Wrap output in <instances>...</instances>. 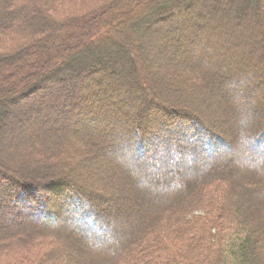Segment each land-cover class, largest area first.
Listing matches in <instances>:
<instances>
[{
	"label": "trees",
	"instance_id": "16d2710c",
	"mask_svg": "<svg viewBox=\"0 0 264 264\" xmlns=\"http://www.w3.org/2000/svg\"><path fill=\"white\" fill-rule=\"evenodd\" d=\"M192 17L196 30L187 27ZM262 57L264 0H0V252L35 256L38 264H128L148 249L163 264H264V158L244 150L243 157L202 159L160 180L126 163L119 167L124 184L101 181L102 194L71 171L105 167L110 154L119 155L124 134L143 147L165 142L170 152L175 145L181 156L191 152L176 143L183 135L231 149L256 130L252 138L260 141L264 100L258 106L254 99L263 80L241 95L235 74L249 73ZM217 79L222 87L215 89ZM202 87L225 101V114L237 97L242 119L230 140L181 95ZM33 97L41 114L29 111L37 106ZM178 110L175 124L164 125ZM157 111L167 114L163 122L153 121ZM104 118L113 127L96 132ZM75 123L90 124L91 138ZM12 130L19 136H9ZM105 191L121 194L119 224Z\"/></svg>",
	"mask_w": 264,
	"mask_h": 264
},
{
	"label": "rangeland",
	"instance_id": "374dc122",
	"mask_svg": "<svg viewBox=\"0 0 264 264\" xmlns=\"http://www.w3.org/2000/svg\"><path fill=\"white\" fill-rule=\"evenodd\" d=\"M224 14H226V13H222V17L224 18V20H227L228 16L224 17ZM107 17H110V15H107ZM194 29L196 30V27H194ZM208 31L209 30H207V28H205V31L203 30L202 32L206 36ZM214 39L216 40V38H213V40H211V41H215ZM214 43H216V42H214ZM253 57L254 58H252V59L248 57V59L254 60L256 55H253ZM200 60H202V57L200 58ZM202 61H201V63H202ZM263 65H264V57H262V61H261V63L258 64V66H254L253 68H251V71L249 73L245 72L242 74V72H240L238 74H235V76H239L238 83H235V84L238 87H241V91L243 90L242 91L243 93L240 91L241 95L242 94H248V92L250 90L249 87L252 88L256 82L263 80L262 87L260 88V90L257 91L258 97H256L257 99H254L256 102H258V103H256L258 106L264 100V96H263V92H264V67H263ZM244 74H246V75H244ZM9 76L12 77V75H9ZM9 76H5L4 79L10 80ZM247 76H248V78H247ZM0 80H2V79H0ZM220 81H221V79H217L216 81H213V88H215V89L221 88L222 84L220 83ZM230 83H232V82H230ZM230 85L233 86V83ZM168 89H169V87H168ZM109 92H111V91H109ZM138 92H139V90H136L135 94L137 95ZM181 95L186 96V98L189 101L193 102V106H194L193 108L195 110H197L198 112H201L202 115L200 114V116L203 117V119L208 123V125L214 129V132L217 131V133L221 134L224 138H226L227 140H230V135H228V132H231L232 130L237 129L238 128L237 126L240 125L237 122H240V119H242V113L240 111L238 113H235L236 112L235 107L237 106V102H238L237 97L235 98V100L232 101V103L234 102V104H233L234 110L231 112V109H229L228 112H226V114H225L224 111H226V109H227L225 107L226 103H224L225 102L224 100H221L219 98L217 93L216 94L208 93L202 87V88L196 89V91H189L188 90L187 92L181 93ZM115 98L119 99V94L116 92L114 93V99ZM132 99H133V97H132ZM224 99H225V97H224ZM239 103H240V101H239ZM103 104L104 105H101L102 107L108 106L105 103H103ZM125 105H128V104H125ZM101 109H103V108H101ZM124 109H127V107L124 106ZM37 110H39V109L37 108ZM117 110H118V108L116 107L115 112ZM179 110H181V109H179ZM179 110L177 112H174L173 114H171L170 117L168 116L169 117L168 120H170L174 115H176V116L180 115L181 116L182 114H179ZM110 111L114 112L113 110H110ZM42 112H43V110H40V112L37 114H41ZM111 112H110V116L113 115V114H111ZM156 114H157L156 119H153V121L156 120V122H157V120H162V122H163L167 116V114H165L164 111L163 112L157 111ZM90 115L95 116L93 112H91ZM122 116H124V117L126 116L125 111H124V114L122 113ZM162 122L159 121L160 126L163 123L166 126L170 125L169 127H171L172 124H175V121L172 122L171 120L163 122V123ZM235 123H237V124H235ZM249 123H251V122H249ZM66 124H67V122H66ZM74 125H76L75 126L76 130L79 129L78 130V131H80L79 134H85L86 133L89 139L93 135L92 130L88 126L90 124L85 126V125L80 124V123H75ZM10 126L13 127L12 125H10ZM96 126H98L96 129V132L99 130L102 133V130L106 131L108 129H111V127H113V122L111 121L110 118H109V120L104 118L101 121V123L99 125H96ZM166 126H164V127H166ZM33 128H32V126L28 127L27 130H25V133L30 132L31 129H33ZM68 129H69L68 131H70V132L72 131L71 128H68ZM258 132L255 130V132L253 134L251 132V130H249L247 137L243 136L241 142L233 143L231 141L232 142L231 149H227V147H225L224 145H221V144L217 145L216 147H213L212 145L217 143L216 140H212V142L210 143L211 145H209L210 147H208V144L204 143V141L202 139H198V142H195L194 144H192L187 139V137L185 135L179 136L178 142H176V143L179 145H182L185 149H190V151H191V152H189L185 155H182V156L180 155V152L177 151V147L175 145L172 146L170 152L164 146L165 142L161 143V146H157V147H155L156 146L155 143H153L152 144L153 146L150 148L143 147V144L141 145L138 142V138H135L134 140H133V138H131L132 140L127 139L125 137L127 135L124 134V138L122 139L123 141H122V145H121L119 155H118V152L117 153L113 152L112 154H110L111 158L106 161L107 163L105 164L106 165L105 167L102 166V168L99 167L98 169H94L92 167V165H75L73 170L71 167V171L73 172V174H76L79 178H81L82 181L89 179L92 182L93 186L95 188H97V190H98L97 192L102 194L103 193L102 190L99 191L100 187H101V181L105 182L106 180H110V182H112L114 186H116V185L120 186L121 184H124V181H121L122 175L120 173L121 170L119 167H122V165L123 166L127 165L126 163H128L130 165H136V166H138L137 168H140L141 170H142L141 167L145 166L146 171L151 174V179L154 178V179L160 180V177L161 178H169L171 176L174 177L175 176L173 174L174 172H175V174H180L179 172L181 170H182V172H186L187 170H190L195 165H198V162L202 159L210 160L213 157L218 158V159H225V158L232 156V155H235V154L243 157V155H241L240 152H243L244 150H247L248 152H250L249 155L250 156L253 155L256 160L259 158H264V137H262V139L260 141L257 140L258 142L257 141L254 142V140L257 138H252L254 135H259L260 133H258ZM16 133L17 132L12 130L10 132L9 136H11V137H14L15 135L19 136ZM89 133H90V136H89ZM111 136L113 138V135H111ZM235 138L240 139V137H237V136H235ZM207 139H209V137H207ZM127 140H128V142H127ZM190 140H192V139H190ZM251 140H253L254 146L250 145L249 141H251ZM150 143H151V141H150ZM140 145H141V147H139ZM194 145H195V149L197 150L196 156H195L194 150L192 148V147H194ZM1 151H3V150H1ZM4 151L8 152L7 149ZM174 151H177V153H175ZM173 152L177 157H175V156L172 157L171 153H173ZM19 154H22V153H19ZM16 155L17 154H13V157H16ZM22 155H24V154H22ZM187 156H188V158H187ZM146 159H148V160L145 162ZM97 163L94 162L93 164L94 165H103V164H99V163L97 164ZM186 165H188V166H186ZM62 178L66 179L65 176H63ZM68 185L71 186L72 184L68 183ZM149 187L150 188L157 187V184L154 186V183H152V184H150ZM57 191H59V190H57ZM105 192L108 193V195L112 196V198H113L112 200L109 199L111 202V205L107 203V206H108V210L111 211V213L113 215V222H116L117 224H119L122 221V215L120 216V214L117 213L118 211H120V212L122 211L120 209V205L122 203V197H120L121 194H119V192H117V191H115L114 193H111V194H110L111 191L110 192L105 191ZM114 195H115V197H114ZM51 196L53 197V202H54V200H56L55 196L53 194H51ZM143 198H142V200H143ZM74 199L75 198L72 197L68 201H74ZM80 199H78L79 202L85 200L83 197L81 200ZM118 207H119V209H118ZM89 208L92 211V218L90 220H93L94 218H96L95 212L91 207H89ZM104 209H106V208H104ZM206 209L207 208H205V210ZM15 210L19 211V209H15ZM64 210L65 209H63V211ZM114 211H117V212H114ZM206 214H207L206 211H199L198 212V215L202 216V218H207ZM21 217L25 218V216H21ZM21 217L17 216V218H21ZM61 219H60V221H61ZM60 221H59V223H60ZM30 222L35 224V225L41 224V220H39L36 217H32L30 219ZM78 223H80V222H78ZM204 223H207V221H205ZM83 224L84 223H81L82 227H86V226H84L85 224L84 225ZM86 225H87V222H86ZM52 227L53 228L56 227V229H60L62 231L64 230L59 225H52ZM73 230H75V229H73ZM213 232H215V229L213 230ZM213 234H215V233H213ZM56 243L59 244V242H56ZM190 243L192 245V242H190ZM221 243H222V241L220 240V244ZM172 244H173V241H172L171 237L167 238V245L171 246ZM60 245H62V242L60 243ZM181 247H183V249L186 252L187 257H188V255L191 251V249L189 248V242L184 240L183 242H181ZM193 248H194V246H193ZM147 251L144 250L143 252L140 253V254L145 253L144 256L137 257L136 259L134 258L132 261H131V257H132V255H131L129 257L128 264H163V262H165L163 260H160L158 253L156 251H153L151 253H147ZM7 253H8V250H2L0 252V264H38V261H36L37 258L35 256L32 259L30 257H18L19 256L18 254H9L7 256ZM24 255H27V254L24 253ZM132 262H134V263H132ZM123 264H124V262H123Z\"/></svg>",
	"mask_w": 264,
	"mask_h": 264
},
{
	"label": "bare ground",
	"instance_id": "6f19581e",
	"mask_svg": "<svg viewBox=\"0 0 264 264\" xmlns=\"http://www.w3.org/2000/svg\"><path fill=\"white\" fill-rule=\"evenodd\" d=\"M193 18V17H192ZM192 22H194L195 23V19L193 18L192 20H189L188 21V25H187V27H189V30H190V28L191 27H194L195 25H193L192 24ZM31 100H33V101H35V103H36V105L37 106H35V107H31V108H29V111H31L32 113L35 111H38L37 110V108L39 109V110H43L44 111V107H42L41 105H40V103H39V100H38V98L37 97H33ZM25 102H28V101H25ZM16 109V108H15ZM14 112L16 111V110H13ZM17 111L18 112H21V111H23L22 109H17ZM155 142V141H154ZM76 212V211H75ZM38 215H40V216H42L41 214H38ZM74 215H76V214H74ZM52 218H55V216H51V219Z\"/></svg>",
	"mask_w": 264,
	"mask_h": 264
}]
</instances>
